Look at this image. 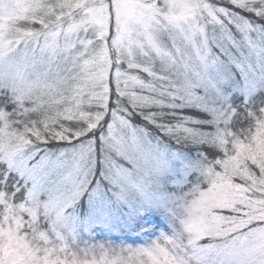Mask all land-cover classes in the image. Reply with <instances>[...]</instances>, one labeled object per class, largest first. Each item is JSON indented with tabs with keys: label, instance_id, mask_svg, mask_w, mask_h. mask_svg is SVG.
<instances>
[{
	"label": "snow or ice",
	"instance_id": "1",
	"mask_svg": "<svg viewBox=\"0 0 264 264\" xmlns=\"http://www.w3.org/2000/svg\"><path fill=\"white\" fill-rule=\"evenodd\" d=\"M0 264H264V0H0Z\"/></svg>",
	"mask_w": 264,
	"mask_h": 264
}]
</instances>
